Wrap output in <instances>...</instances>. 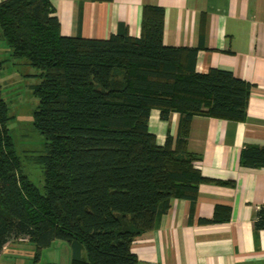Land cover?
<instances>
[{"label":"trees","instance_id":"obj_1","mask_svg":"<svg viewBox=\"0 0 264 264\" xmlns=\"http://www.w3.org/2000/svg\"><path fill=\"white\" fill-rule=\"evenodd\" d=\"M140 27L139 37L123 24L106 39L64 36L50 0H0L10 56L39 70L33 124L45 139L42 193L15 152L0 85V252L28 239L38 259L60 240L70 264H138L132 242L170 201L193 205L207 180L188 149L192 117L243 120L251 84L217 68L198 73L197 48L165 45L162 7L144 6ZM152 109L162 120L180 115L162 145L148 128ZM240 163L264 167V147H245ZM229 217V206L216 205L212 219L199 221ZM253 227L264 229V204Z\"/></svg>","mask_w":264,"mask_h":264},{"label":"crops","instance_id":"obj_2","mask_svg":"<svg viewBox=\"0 0 264 264\" xmlns=\"http://www.w3.org/2000/svg\"><path fill=\"white\" fill-rule=\"evenodd\" d=\"M64 36L106 39L119 25L139 37L144 6L164 9L163 43L197 48L195 68L226 70L251 84L245 117L240 121L195 115L188 149L200 156L197 168L207 181L193 205L174 198L156 227L131 245L138 264H264V229L255 230L264 204V167L240 163L245 147H264V0H50ZM180 115L167 120L152 109L149 130L159 145L176 135ZM230 207L227 221L212 219L215 206ZM58 241V242H57ZM28 239L7 242L0 264H70L66 242L55 240L35 258Z\"/></svg>","mask_w":264,"mask_h":264},{"label":"rangeland","instance_id":"obj_3","mask_svg":"<svg viewBox=\"0 0 264 264\" xmlns=\"http://www.w3.org/2000/svg\"><path fill=\"white\" fill-rule=\"evenodd\" d=\"M0 60L4 61L0 70V85L2 97L8 107L7 126L15 152L20 158L25 174L39 191L44 193L43 167L38 158L45 153V139L33 124V113L38 103L33 94V86L40 81L37 76L39 70L30 66L24 59L17 60L10 56L9 47L1 37V31Z\"/></svg>","mask_w":264,"mask_h":264},{"label":"built area","instance_id":"obj_4","mask_svg":"<svg viewBox=\"0 0 264 264\" xmlns=\"http://www.w3.org/2000/svg\"><path fill=\"white\" fill-rule=\"evenodd\" d=\"M20 240H25V239H20Z\"/></svg>","mask_w":264,"mask_h":264}]
</instances>
